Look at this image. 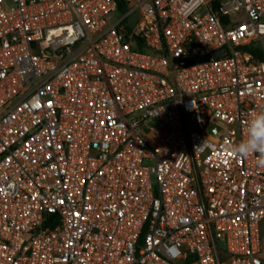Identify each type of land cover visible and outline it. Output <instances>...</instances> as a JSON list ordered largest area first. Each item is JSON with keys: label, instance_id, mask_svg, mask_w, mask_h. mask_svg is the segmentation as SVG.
Instances as JSON below:
<instances>
[{"label": "built area", "instance_id": "2783aa9c", "mask_svg": "<svg viewBox=\"0 0 264 264\" xmlns=\"http://www.w3.org/2000/svg\"><path fill=\"white\" fill-rule=\"evenodd\" d=\"M261 109L264 0H0V264H264Z\"/></svg>", "mask_w": 264, "mask_h": 264}, {"label": "clouds", "instance_id": "9594fccd", "mask_svg": "<svg viewBox=\"0 0 264 264\" xmlns=\"http://www.w3.org/2000/svg\"><path fill=\"white\" fill-rule=\"evenodd\" d=\"M201 148L213 147L206 139ZM227 151L239 158L255 157V163L264 167V109L256 112L249 119L244 138L238 143L225 145Z\"/></svg>", "mask_w": 264, "mask_h": 264}, {"label": "rangeland", "instance_id": "374dc122", "mask_svg": "<svg viewBox=\"0 0 264 264\" xmlns=\"http://www.w3.org/2000/svg\"><path fill=\"white\" fill-rule=\"evenodd\" d=\"M133 17H134V16H133ZM129 23H130L131 25L134 24V20H133V18H130V19H129ZM260 234L264 236V219H263L262 222L260 223Z\"/></svg>", "mask_w": 264, "mask_h": 264}, {"label": "water", "instance_id": "95a60500", "mask_svg": "<svg viewBox=\"0 0 264 264\" xmlns=\"http://www.w3.org/2000/svg\"><path fill=\"white\" fill-rule=\"evenodd\" d=\"M222 56V52H218V53H216V55H215V57H221ZM210 132H211V134H214V127H211L210 128Z\"/></svg>", "mask_w": 264, "mask_h": 264}, {"label": "trees", "instance_id": "16d2710c", "mask_svg": "<svg viewBox=\"0 0 264 264\" xmlns=\"http://www.w3.org/2000/svg\"><path fill=\"white\" fill-rule=\"evenodd\" d=\"M119 9H120L121 11L124 9L122 4H119Z\"/></svg>", "mask_w": 264, "mask_h": 264}]
</instances>
